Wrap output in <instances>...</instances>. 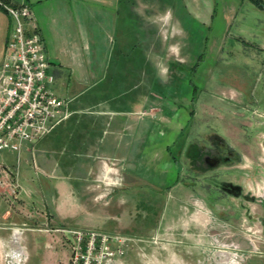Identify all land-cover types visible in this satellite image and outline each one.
Returning a JSON list of instances; mask_svg holds the SVG:
<instances>
[{
  "label": "crops",
  "instance_id": "0c3cea01",
  "mask_svg": "<svg viewBox=\"0 0 264 264\" xmlns=\"http://www.w3.org/2000/svg\"><path fill=\"white\" fill-rule=\"evenodd\" d=\"M6 4L25 6L31 12L48 63L46 74L52 77L49 89L65 101L69 116L19 154L23 164L24 156L32 155L34 169L49 178V203L44 204L43 188L30 179L19 159L17 196L9 205L0 197L3 257L8 258L9 247L12 264H59L67 260L61 242L68 236L58 230L140 238L167 232L172 228L171 219L190 209L194 222L204 227L201 221H207L200 212L208 210L199 198L191 196V184L182 181L184 150L191 155L192 167L200 152L199 143L192 140L177 147L185 129L184 98L175 94L168 100L150 84L165 85L172 75L182 78L176 65L186 60L178 43L183 27L189 25L185 21L205 31H244L240 43L247 49L246 62L261 63L264 69V0H6ZM130 12L134 16L140 13L138 18L145 20V27L153 28L160 40V45L144 43L149 59L142 62L121 55L124 51L118 53L113 45L115 32L129 28ZM9 28L4 30L6 34ZM215 37L211 35L212 51L217 47ZM137 63L151 70L137 73ZM192 115L186 112L185 116L190 119ZM257 116L262 118L248 126L264 129V112ZM255 142L259 150L260 145L264 147V131L256 132ZM223 144L237 160L220 168L230 174L233 169L245 175L264 173V150L253 157ZM63 146L68 153L59 160ZM0 163L13 166L1 156ZM109 180L115 183L108 184ZM160 192L167 200L160 217L150 224L145 221L149 210L142 200L148 203ZM20 205L35 207L38 213L26 217ZM123 258L113 264H124Z\"/></svg>",
  "mask_w": 264,
  "mask_h": 264
},
{
  "label": "rangeland",
  "instance_id": "374dc122",
  "mask_svg": "<svg viewBox=\"0 0 264 264\" xmlns=\"http://www.w3.org/2000/svg\"><path fill=\"white\" fill-rule=\"evenodd\" d=\"M139 14L136 12L134 16L129 13V28L116 31L113 44L118 53L124 51L121 55L129 56V59L136 62L149 59L144 43L151 41L160 45L156 31L145 27L146 21L139 19ZM185 23L186 26L189 25L183 27V37L179 38L178 43L186 60L185 63L176 65V69L183 72L182 78L172 75L165 85L156 82L150 84L154 92L164 94L168 100L174 98L175 94L182 95L184 114H193L190 119L184 115L185 129L177 147L183 141L192 140L199 143L201 151L209 144L217 143L218 140L213 139L216 136L222 140L221 143L229 144L249 156L262 154L264 147L260 145L259 150L255 137L257 131L264 129L257 130L248 126V123L262 118L257 114L264 112V69L259 66L261 63L251 65L246 62L247 49L240 43L244 31H205L192 26L191 21ZM9 25V18L0 8V61L3 55V40L7 36V31L4 30ZM212 34L217 39V47L213 51L210 47ZM158 55L160 57V54ZM261 61H264V56ZM144 70L151 69L141 68L137 63L136 72ZM147 84L146 86H149ZM259 142L261 143L260 139ZM67 151L63 146L58 159L60 160L62 154L67 155ZM171 152L178 158L175 148H172ZM0 156L4 161L13 163L11 167L0 163V172L1 167L15 171L13 185L16 187L13 192V187H4L0 183V197L9 205L19 190L18 162L21 159L22 163L23 155H19L17 162L15 155L8 156L6 152H1ZM182 156V181L191 184V196L199 198L207 208L208 217L202 212L200 216L208 223L201 221L205 225L202 227L194 222L191 217L193 209H190L189 213H183L182 210V214L173 215L172 228L167 232L159 231L157 235L149 233L140 238L113 233L127 240L124 247V264H264V173L249 172L245 175L233 169L230 174L229 170L220 167L207 173L205 168L191 166V155L187 149ZM24 158L25 164H22L25 172L34 183L37 182V186L43 188L44 204H48L49 198L46 195L49 178L39 175L37 169H34L32 155H25ZM30 187L33 188L31 184ZM143 198L145 200V197ZM151 199L145 204L142 200L145 209L149 210L145 221L150 224L160 217L167 198L165 193L160 192L158 195L153 194ZM20 204H23V201ZM40 205H43L41 200ZM20 206L26 217L38 213L35 207ZM40 215L44 216L42 213ZM64 230L58 231L62 233ZM133 232L139 235V232ZM67 240L61 242V247L67 251V260L59 264H66L68 261ZM6 252L9 255L6 259L0 252V264L13 263L9 247Z\"/></svg>",
  "mask_w": 264,
  "mask_h": 264
},
{
  "label": "built area",
  "instance_id": "2783aa9c",
  "mask_svg": "<svg viewBox=\"0 0 264 264\" xmlns=\"http://www.w3.org/2000/svg\"><path fill=\"white\" fill-rule=\"evenodd\" d=\"M0 8L10 20L0 63V153L15 155L17 162L23 147L48 135L69 114L65 101L49 89L52 77L46 74L48 63L31 12L1 2ZM1 171V185L13 187V192L15 171ZM62 233L68 236L66 264H113L124 255L127 240L118 234L79 229Z\"/></svg>",
  "mask_w": 264,
  "mask_h": 264
},
{
  "label": "flooded vegetation",
  "instance_id": "af4514ba",
  "mask_svg": "<svg viewBox=\"0 0 264 264\" xmlns=\"http://www.w3.org/2000/svg\"><path fill=\"white\" fill-rule=\"evenodd\" d=\"M235 160H237V157L231 149L218 141L215 144H209V146L199 152L194 167L199 169H217L223 164Z\"/></svg>",
  "mask_w": 264,
  "mask_h": 264
},
{
  "label": "trees",
  "instance_id": "16d2710c",
  "mask_svg": "<svg viewBox=\"0 0 264 264\" xmlns=\"http://www.w3.org/2000/svg\"><path fill=\"white\" fill-rule=\"evenodd\" d=\"M0 2L5 4L6 3V0H0Z\"/></svg>",
  "mask_w": 264,
  "mask_h": 264
}]
</instances>
